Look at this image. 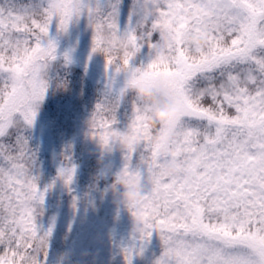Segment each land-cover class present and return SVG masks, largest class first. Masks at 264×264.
I'll return each instance as SVG.
<instances>
[{
    "label": "snow or ice",
    "instance_id": "snow-or-ice-1",
    "mask_svg": "<svg viewBox=\"0 0 264 264\" xmlns=\"http://www.w3.org/2000/svg\"><path fill=\"white\" fill-rule=\"evenodd\" d=\"M82 17L93 33L89 60L102 54L106 77L86 135L110 154L135 132L141 150L121 152L120 170L143 162L141 176L152 180L141 228L122 247L126 264L154 233L163 249L154 264H264V0H0V264L52 258L54 225L39 220L53 185L41 187L25 132L49 90L68 86L53 74L51 32ZM188 31L211 43L197 62L185 51ZM156 76L170 81L183 111L178 139L154 151L128 84ZM162 160L180 174L159 178ZM76 173L66 150L57 179L71 190Z\"/></svg>",
    "mask_w": 264,
    "mask_h": 264
},
{
    "label": "rangeland",
    "instance_id": "rangeland-1",
    "mask_svg": "<svg viewBox=\"0 0 264 264\" xmlns=\"http://www.w3.org/2000/svg\"><path fill=\"white\" fill-rule=\"evenodd\" d=\"M51 35L57 43L62 42L63 51L69 53L71 59L78 60L95 69L102 75V78H105V58L98 53L89 60L93 33L85 17L70 25L66 33L57 37L55 28H53ZM54 69L56 68L54 67ZM50 90L41 104L35 124L45 126L48 122L50 123L43 108L44 102L52 92ZM86 132L87 129L83 130L78 127L77 137L74 138L75 142H82L85 147L89 146L94 153L96 144L87 137ZM107 162L113 164L114 171L120 170L122 167L121 152L115 151L108 154ZM85 173L82 165L77 166L76 177ZM76 177L71 186V190L75 191L72 198L63 199L65 192L71 191L65 185L64 189L66 190L60 188L54 194L48 196L47 193L46 195L43 206L44 214L40 217L39 223L44 230L54 225L50 264H56L58 254L68 249L73 252V258L76 260H80L82 253L89 252L96 256L97 264H126L122 247L127 246L131 240L130 212L124 208L117 210L112 204L111 198L101 200L100 196L96 197L94 194L86 193L85 187L80 185ZM100 177L105 182H110V178L103 175L101 170ZM56 187L58 188V185H53L50 190ZM74 201L75 207H73ZM88 223H93L94 227L87 229ZM162 250V242L158 234L154 233L143 254L134 255L132 264H154Z\"/></svg>",
    "mask_w": 264,
    "mask_h": 264
},
{
    "label": "clouds",
    "instance_id": "clouds-1",
    "mask_svg": "<svg viewBox=\"0 0 264 264\" xmlns=\"http://www.w3.org/2000/svg\"><path fill=\"white\" fill-rule=\"evenodd\" d=\"M200 10L193 12L194 16L200 15ZM185 51L189 54L193 62L199 61L202 56L197 49L206 53L211 48V43L207 33L204 31H188L184 36ZM128 89L132 96L136 98L143 112L144 126L151 130L149 143L156 151L161 146L174 143L179 132L177 124L182 118L183 104L180 97L170 85V81L163 76H156L150 79L137 78L128 84ZM119 152H138L141 150L140 139L135 132H130L129 137L116 146ZM96 157L97 166L103 175L110 178L103 189L99 191L101 200L111 198L112 204L117 210L136 209L137 214H131L132 232L139 231L143 223V216L139 214L140 209L147 201L149 188L152 184L151 178L141 176L144 163L141 162L135 171L125 172L123 170L114 171L113 164L107 162L108 153L100 145L96 144V151L92 153ZM180 174V169L170 161L162 160L157 169V176L161 179L173 177ZM73 252L68 249L58 254L56 264H97L96 256L89 252H84L79 261H74Z\"/></svg>",
    "mask_w": 264,
    "mask_h": 264
},
{
    "label": "trees",
    "instance_id": "trees-1",
    "mask_svg": "<svg viewBox=\"0 0 264 264\" xmlns=\"http://www.w3.org/2000/svg\"><path fill=\"white\" fill-rule=\"evenodd\" d=\"M57 45L58 60L54 64V75L58 74L59 78L67 79L68 86L66 89H57L55 86L51 88L50 97L43 104L50 123L45 126L36 123L26 130L25 135L29 137V144L37 154V174L40 176L41 187L48 186L49 183L58 185V188L48 191V196L60 188L64 189L63 181L57 177L67 150L76 166L82 165L86 172L78 175L76 179L85 187L86 193L98 197L99 191L107 182L100 177V168L97 166L96 157L92 155V149L85 147L82 142H75L74 138L77 137L78 127L87 129V121L101 96L106 77L102 78L98 71L75 59L65 65L63 55L66 52L63 51V44L59 41ZM73 192L75 191H66L63 199L72 198Z\"/></svg>",
    "mask_w": 264,
    "mask_h": 264
},
{
    "label": "water",
    "instance_id": "water-1",
    "mask_svg": "<svg viewBox=\"0 0 264 264\" xmlns=\"http://www.w3.org/2000/svg\"><path fill=\"white\" fill-rule=\"evenodd\" d=\"M93 227H94V224L93 223L87 224V229H92Z\"/></svg>",
    "mask_w": 264,
    "mask_h": 264
}]
</instances>
